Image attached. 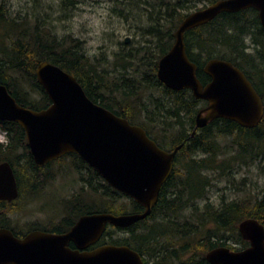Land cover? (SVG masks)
Segmentation results:
<instances>
[{"label": "trees", "instance_id": "1", "mask_svg": "<svg viewBox=\"0 0 264 264\" xmlns=\"http://www.w3.org/2000/svg\"><path fill=\"white\" fill-rule=\"evenodd\" d=\"M201 1L204 0H152L155 4L152 6L154 11L149 12L148 19L152 24L145 29V34L156 37L157 42L153 47H143L141 55L137 50L138 56L135 59L136 65L139 66L138 70H142V81L146 82L149 79L153 87L160 86L155 76L157 61L172 45L173 33L181 20L190 12L206 6L204 4L197 7L196 4ZM205 1L211 4L217 0ZM36 18L30 21L26 16L12 15V11L0 3V84L7 87L20 105L34 110L44 109L50 104V100L36 79L35 68L40 62L49 61L73 75L90 100L119 115L103 102L102 90L104 88L110 93L119 92L123 85L127 86L128 83L125 80L118 81L117 77L102 79L103 69L99 71L97 64L93 65L87 61L89 57L81 49V40L69 33L58 35L51 28L42 26ZM247 37H250V43H246ZM184 43L188 56L200 69L198 76L202 81L207 77L201 71V67L207 60L217 58L230 61L244 71L260 95L264 108V29L255 9L222 12L209 22L185 31ZM133 79L128 80L129 85H136L137 88L133 92H121L124 97L135 96L139 89L140 84H135ZM137 81L140 83V80ZM119 82L123 85L118 86ZM143 87L147 89L146 85ZM161 89L168 94V98H163L159 105L153 102L154 108L155 105L159 106V111L155 120L148 121L150 128L146 131L156 144L172 148L182 142L189 133L188 128L184 126L186 118L183 115L186 114L187 117L190 115L189 127L190 130L193 128V113L200 100H197L188 89L179 92L163 87ZM35 93L40 97H35ZM163 111L174 118V124L179 126L176 133L168 137L170 141L166 143L163 142L167 129L172 128L173 123L170 125L166 122V114ZM156 127L161 134L159 141L150 136L151 130ZM0 129L6 136L5 144L0 143V162L8 161L13 168L19 191L17 198L22 194L23 184L27 186V196L34 197L39 194L44 185L53 178L50 172L43 175L40 173L55 161L64 158H71L70 163L75 170H87L88 178L81 179L90 192L87 199L76 196L64 202V209L68 214L54 225L49 227L37 225L24 233L14 229L9 216L10 211L15 210L11 206L16 199L10 202L0 200V228L10 229L17 237H22L31 230L63 233L84 214L107 212L119 215L142 212L143 208L135 200L112 188L78 155L68 153L39 167L33 160L25 132L20 125L12 121H0ZM231 135L235 137L234 144L238 153L232 161L238 158H242L244 163L259 160L264 165V111L258 124L252 128L240 127L223 118L212 120L198 130L193 138L184 141V146L174 160L170 176L160 188L158 201L151 214L127 228L108 226L99 243L126 245L143 256H152L159 252L171 259L190 252L188 263L192 264L198 260V264H207L203 253L216 246H226L229 236L224 232L230 231L234 226L237 228V223L246 218H254L264 225V199L258 200L253 211L249 213L243 212L244 207L237 204L227 205L218 210H214L209 203L200 207L198 205L199 201L206 197L209 185V176L204 173L205 171L218 169L220 174L233 175V170L236 169L235 162L229 164L231 157L222 159L220 164L216 162V155L219 152L218 138ZM198 152L207 153V156L197 158L195 154ZM183 156H186L184 163L181 161ZM123 197L127 201L119 202ZM186 210H190L189 215H186ZM153 217L157 220L148 224V220ZM237 217L242 219L235 224ZM207 223H214L215 230H207L205 228ZM203 229L205 234L196 242L192 245L186 243L185 238L196 235ZM120 230H126L129 234L113 239L111 233ZM238 236L237 242L247 244L239 233ZM176 240L182 241L179 248L174 247ZM165 242L168 244L166 247ZM157 246L160 248L157 249ZM167 258H161L159 261L165 262L162 259Z\"/></svg>", "mask_w": 264, "mask_h": 264}, {"label": "water", "instance_id": "2", "mask_svg": "<svg viewBox=\"0 0 264 264\" xmlns=\"http://www.w3.org/2000/svg\"><path fill=\"white\" fill-rule=\"evenodd\" d=\"M247 8L258 12L264 29V0H217L184 17L173 34L172 46L158 62L157 77L166 87L189 88L196 99L207 101L196 114L194 129L203 128L215 118L252 128L263 115L261 97L239 68L226 60L210 59L204 71L211 80L202 86L195 74L196 66L185 51V31L222 12ZM35 74L50 104L41 110L25 107L0 84V121H12L23 128L37 166L74 153L112 188L135 200L143 211L85 214L63 233L31 230L17 237L10 229L0 228V264H143L139 254L126 245L105 244L90 251L85 248L100 239L107 225L126 228L150 214L182 143L171 152L162 150L142 127L90 100L76 78L58 65L42 61ZM18 193L11 164L0 162V200L10 202ZM238 229L249 246L240 251L214 248L206 255L211 264H264L263 225L246 218ZM70 242L76 249L69 247Z\"/></svg>", "mask_w": 264, "mask_h": 264}, {"label": "rangeland", "instance_id": "3", "mask_svg": "<svg viewBox=\"0 0 264 264\" xmlns=\"http://www.w3.org/2000/svg\"><path fill=\"white\" fill-rule=\"evenodd\" d=\"M0 3L12 11V15L26 16L30 21L38 19L44 27L51 28L58 35L69 33L76 39L81 40V49L83 53L89 57L90 63L97 64L99 71H107L105 79L116 77L131 78L140 80L139 89L135 96L124 97V105H126L134 115L140 119L141 115L150 111L155 113V108L160 104L163 98H168V94L164 93L161 87H153L150 83L141 81L142 70L135 71L137 61L132 63V67L127 64L128 53L138 49L139 55L142 53L143 47H153L157 42L154 36L145 34V29L152 23L148 21L149 12L154 11L152 0H0ZM208 4L205 0L196 4L201 7ZM191 8L190 11H192ZM185 11V10H184ZM128 37L129 42L124 43V39ZM246 43H250V37L245 39ZM120 56H123L122 59ZM93 64V65H94ZM139 67V66H138ZM146 85L147 89L143 86ZM104 92V91H103ZM119 96L118 93H110ZM106 93L105 96H106ZM163 93L165 94L163 96ZM39 98L38 93L34 94ZM152 102V103H151ZM156 102L158 105H155ZM202 106L198 103L195 106L196 111ZM166 114V112L163 111ZM186 118L185 127H189V116ZM157 118V115H156ZM167 123H173L172 128H168L166 132L165 142L170 141L169 136H173L179 129L174 124V118L165 116ZM166 123H164L165 126ZM158 141L161 135L159 128L152 129L150 133ZM219 140V152L216 155V162L220 164L222 159H229V164L234 163L233 175L220 174V171L207 170L204 173L209 176V185L207 186L206 197L198 203L199 207L209 203L214 210L226 207L227 205L243 206V212L249 213L253 211V207L258 200L264 199V165L259 160L250 163H244L242 158L234 161L237 153V146L234 144V136H222ZM5 132L0 129V143L5 144ZM197 158H204L207 153L198 152L195 154ZM182 163L185 162L186 156L182 157ZM71 158H64L55 161L50 167L40 173V175L50 172L53 176L51 181L47 182L39 194L29 197L26 194V185L23 184L22 194L16 198L11 206L15 210L10 211L9 216L12 226L19 232H26L34 226L49 227L57 223L62 217L68 213L65 212L64 202L74 197H83L87 199L90 192L86 189L85 182L81 179L88 178L87 170H75L71 166ZM126 202V198H122L119 202ZM189 215L190 210H186ZM242 218L237 217L235 224ZM157 220L155 217L148 220V224ZM238 224V223H237ZM205 228L215 230V224L207 223ZM116 238L126 237L129 233L126 230L115 231L111 233ZM205 234L203 229L200 233L185 238L186 243L192 245L200 236ZM229 236L231 245L237 247L238 230L234 226L230 231L224 232ZM233 240L234 243L231 241ZM182 241L176 240L174 247L179 248ZM167 242H165L166 247ZM160 247L157 246V249ZM206 252V251H205ZM204 252V253H205ZM203 253V254H204ZM190 252L181 255V259L187 261Z\"/></svg>", "mask_w": 264, "mask_h": 264}, {"label": "flooded vegetation", "instance_id": "4", "mask_svg": "<svg viewBox=\"0 0 264 264\" xmlns=\"http://www.w3.org/2000/svg\"><path fill=\"white\" fill-rule=\"evenodd\" d=\"M237 12V11H236ZM258 13V12H257ZM259 18V17H258ZM184 19V18H183ZM182 19V20H183ZM182 20H181V22H182ZM180 22V23H181ZM175 32V31H174ZM174 34V33H173ZM129 42V38L128 37H126L125 39H124V43H128ZM185 44V43H184ZM172 46V45H171ZM170 46V47H171ZM170 47H169V49H170ZM168 49V50H169ZM137 50L138 49H134L133 50V52H130V53H128V61H127V64H124V66L125 65H128L129 64V67H132V63H133V61L134 60H136L135 58H137ZM168 50L163 54V55H165L167 52H168ZM185 51H186V47H185ZM186 54H187V52H186ZM162 55V56H163ZM161 56V57H162ZM122 59H124V57L123 56H120ZM160 57V58H161ZM187 57H188V59L192 62V63H194L195 64V66H196V71H195V74H196V77H197V79L199 80V82L201 83V85L202 86H205L210 80H211V78H210V76L207 74V73H205V71H204V67H205V64L209 61V60H207L205 63H204V65H203V67H201V71L206 75V79L205 80H203L202 81V79H200L199 78V76H198V74H199V67H198V65L194 62V61H192L191 59H190V57L188 56V54H187ZM160 58L158 59V61H157V66H156V72H155V76H156V78H157V80L159 81V83H160V86L159 87H163V88H167V89H170V88H168V87H166L159 79H158V77H157V68H158V62H159V60H160ZM223 60V59H222ZM227 61V60H226ZM230 62V61H229ZM233 64V63H232ZM234 65V64H233ZM237 67V66H236ZM237 68H239V67H237ZM135 70H138V66H135V68H134ZM240 69V68H239ZM241 70V69H240ZM242 72H243V74L246 76V74L244 73V71L243 70H241ZM107 71H103V78L102 79H105L106 78V75H107V73H106ZM143 77V76H142ZM246 78H247V76H246ZM117 79H118V81L119 80H125V82L126 83H128V85L127 86H125V85H123L122 83H120V82H123V81H120L119 82V84H118V86H121V85H123L124 87H123V89L121 90V91H119V94L118 95H120V93L121 92H123V93H129V92H133L134 91V89L135 88H137L136 87V85H134V86H131V85H129V79H133L132 77L131 78H124V77H117ZM248 79V78H247ZM134 80V81H133ZM132 81L136 84H139V82L137 81V80H135V79H133ZM144 80H145V78H144ZM249 80V79H248ZM141 81H142V78H141ZM114 82V81H113ZM113 82H112V84H113ZM144 82V84L145 83H150V84H152V81H150L149 82V79L145 82V81H143ZM252 84V83H251ZM129 86V88H127ZM127 88V89H126ZM184 89H188V90H190L189 88H182V89H180V90H172V89H170V90H172V91H175V92H179V91H181V90H184ZM104 91V92H103ZM105 91H108L109 92V90L108 89H104L103 88V90H102V92L103 93H106ZM191 91V90H190ZM257 92V91H256ZM115 93H118V92H115ZM191 93H192V91H191ZM258 94V93H257ZM193 95V94H192ZM259 95V94H258ZM260 96V95H259ZM92 100V99H91ZM103 100V102L105 103V104H107L112 110H114L115 112H117L119 115H117V116H119V117H121V118H124V119H126L130 124H133V125H138V126H140V127H142L144 130H145V132H146V134H147V131H146V129L147 128H150V124H149V120H151V121H153V120H155L156 119V115H157V111H159V106H157L155 109H156V111H155V113H153V111H150L151 112V114L152 115H150L149 116V114H147V112H145L144 114H142L141 115V117H140V119L139 118H137L135 115H134V113H132V111H130L129 110V108L126 106V105H124L123 103H124V100H125V98L124 97H122L121 95L119 96V98H118V96H115L114 94H107L106 93V96H105V94H104V98L102 99ZM197 100H200V102L202 103V106L196 111V113H195V115H194V126H193V128L190 130V132L188 133V135H187V137L182 141V142H180V143H178V144H176V145H174L172 148L170 147V148H166V147H163V146H160V145H158L162 150H164V151H167V152H171V151H173V149L177 146V145H179V144H181L182 143V145H181V147L176 151V153H175V155H174V158H173V167H174V160H175V158L177 157V154L179 153V151H180V149L184 146V141H186V140H189V139H191V138H193L196 134H197V132H198V130H200L201 128H195L194 129V127H195V117H196V114L200 111V110H202L206 105H207V101L206 100H203V99H197ZM93 101V100H92ZM94 102V101H93ZM95 104H97V105H100V104H98V103H96V102H94ZM100 106H102V105H100ZM103 107V106H102ZM115 114V113H114ZM116 115V114H115ZM215 119H217V118H215ZM215 119H213V120H215ZM223 119H225V118H223ZM227 120H229V119H227ZM229 121H231V122H233V123H235V124H237V125H239L238 123H236L235 121H233V120H229ZM209 123V122H208ZM207 125V124H206ZM205 125V126H206ZM204 126V127H205ZM240 126V125H239ZM240 127H242V126H240ZM153 129H156V128H153ZM151 133V132H150ZM150 136H152L151 134H150ZM172 170H173V168H172ZM172 172V171H171ZM171 174V173H170ZM170 176V175H169ZM158 201V200H157ZM157 203V202H156ZM155 206V205H154ZM143 208V207H142ZM154 208V207H153ZM153 208L151 209V212H152V210H153ZM143 211V210H142ZM151 212H150V214H151ZM137 213V212H136ZM90 214V213H89ZM149 214V215H150ZM85 215V214H84ZM146 218V217H145ZM244 220V219H243ZM77 221V220H76ZM75 221V222H76ZM241 222V221H240ZM239 222V223H240ZM239 223H238V225H237V230H238V233H239V229H238V226H239ZM262 224V223H261ZM74 225V224H73ZM72 225V226H73ZM263 225V224H262ZM71 226V227H72ZM108 226H111V225H107L106 226V228L108 227ZM70 227V228H71ZM114 227V226H113ZM263 227H264V225H263ZM118 228V227H117ZM127 228V227H126ZM69 230V229H68ZM106 230V229H105ZM105 232V231H104ZM28 233V232H27ZM104 234V233H103ZM102 234V235H103ZM239 235H240V233H239ZM241 236V235H240ZM23 237V236H22ZM102 237V236H101ZM101 237H100V239H101ZM100 239L97 241V242H95L94 244H90V245H88L87 246V248H85V250H87V251H90V250H93V249H95V248H97V247H100V246H102V245H105V244H100L99 243V241H100ZM241 239L242 240H244V241H246V243L247 244H242V243H240V242H237L236 241V243L235 244H237V247H235V246H233V245H231L230 243H228L229 241H227L226 243V246H224V247H227V248H229L230 250H232V251H240V250H243V249H245L246 247H248L249 246V241H247V240H245V239H243L242 238V236H241ZM233 243H234V241L233 240H231ZM222 246V245H221ZM69 247L70 248H72V249H76V247L74 246V244L72 243V242H70L69 243ZM217 247H220V246H216V247H214V248H217ZM130 248V247H129ZM214 248H211V249H209V250H207L204 254H203V257H204V259H205V261L207 262V264H211L208 260H207V258H206V255H207V253L208 252H210V251H212ZM132 250H134V249H132ZM134 251H136V250H134ZM158 251H160V250H158ZM138 254H139V256H140V258H141V261L143 262V264H169V262H172L173 264H190V263H188L187 261L185 262L184 261V259H181L180 257H177V256H175V257H172V259L171 258H167L168 256H166V255H161L159 252H157V253H155L154 255H152V256H143V255H141L138 251H136ZM159 253V254H158ZM161 258H167V259H162V260H165V262H160L159 260H161ZM198 261V260H197ZM197 261H195L194 263H192V264H198V262Z\"/></svg>", "mask_w": 264, "mask_h": 264}]
</instances>
